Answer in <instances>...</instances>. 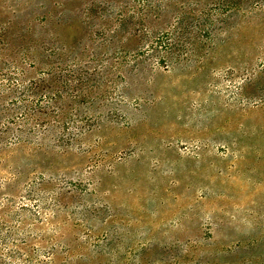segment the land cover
Returning a JSON list of instances; mask_svg holds the SVG:
<instances>
[{
  "label": "rangeland",
  "instance_id": "rangeland-1",
  "mask_svg": "<svg viewBox=\"0 0 264 264\" xmlns=\"http://www.w3.org/2000/svg\"><path fill=\"white\" fill-rule=\"evenodd\" d=\"M40 79L0 264H264V0H0V86Z\"/></svg>",
  "mask_w": 264,
  "mask_h": 264
},
{
  "label": "trees",
  "instance_id": "trees-1",
  "mask_svg": "<svg viewBox=\"0 0 264 264\" xmlns=\"http://www.w3.org/2000/svg\"><path fill=\"white\" fill-rule=\"evenodd\" d=\"M43 81L45 79L33 81L29 85H21L19 93H15L12 88L2 89L0 86V135L3 136L0 144L7 146V140L13 141L12 143L24 141L25 131L33 132L42 124L38 119L41 114L38 109L39 101L44 96L50 99L56 97L47 87L46 94L39 93L42 92ZM7 95L12 98L6 99ZM45 126L49 124L45 123ZM7 135L11 136L6 137Z\"/></svg>",
  "mask_w": 264,
  "mask_h": 264
}]
</instances>
